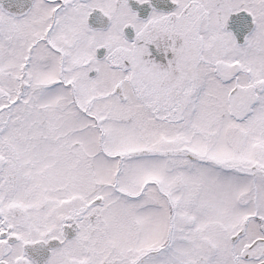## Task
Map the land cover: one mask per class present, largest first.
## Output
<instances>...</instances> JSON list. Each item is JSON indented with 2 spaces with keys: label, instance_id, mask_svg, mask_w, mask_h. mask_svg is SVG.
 Masks as SVG:
<instances>
[{
  "label": "snow or ice",
  "instance_id": "snow-or-ice-1",
  "mask_svg": "<svg viewBox=\"0 0 264 264\" xmlns=\"http://www.w3.org/2000/svg\"><path fill=\"white\" fill-rule=\"evenodd\" d=\"M0 264H264V0H0Z\"/></svg>",
  "mask_w": 264,
  "mask_h": 264
}]
</instances>
